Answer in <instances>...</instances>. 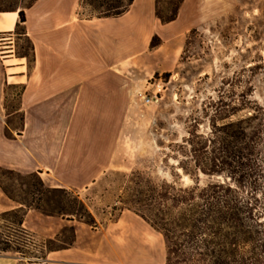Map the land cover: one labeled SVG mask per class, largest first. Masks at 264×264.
Listing matches in <instances>:
<instances>
[{"label":"crops","instance_id":"obj_1","mask_svg":"<svg viewBox=\"0 0 264 264\" xmlns=\"http://www.w3.org/2000/svg\"><path fill=\"white\" fill-rule=\"evenodd\" d=\"M162 1L133 0L121 15L103 18L80 17V0H36L25 10L31 65L0 50V167L38 173L46 187L79 195L109 171L126 169L125 130L137 94L177 66L186 35L227 2L184 0L175 20L161 23L155 12ZM17 21V12H0V34L20 37ZM153 37L160 44L151 48ZM13 85L23 89L7 112L5 90ZM16 115L22 120L8 138ZM19 206L0 189V213ZM23 227L39 239L74 229L73 245L47 254L46 264H165L162 235L127 209L96 227L28 210ZM17 262L0 254V264Z\"/></svg>","mask_w":264,"mask_h":264},{"label":"trees","instance_id":"obj_2","mask_svg":"<svg viewBox=\"0 0 264 264\" xmlns=\"http://www.w3.org/2000/svg\"><path fill=\"white\" fill-rule=\"evenodd\" d=\"M35 1L29 0L21 8L0 6V12H17L14 33L28 41L30 59L23 53L17 58L28 60V65L33 56L32 45L25 37V10ZM183 1L176 0L167 16L159 12L158 2L156 17L161 23L172 22ZM132 2L80 0L79 6L89 10L87 18L117 17ZM159 44L160 40L153 37L150 47ZM18 87L20 96L21 85L6 88V111L7 90ZM251 95L242 94L241 103L235 107L215 106V120H211L207 135L196 129L189 132L184 142L189 147L187 157L192 166L187 168L179 162L178 168L192 180V185L185 186L179 179L156 182L141 179L138 172L131 173L120 211L134 212L162 235L165 264H264V104L248 101L247 96ZM241 112L245 114L232 120ZM10 126L8 123L5 130L8 138L13 137ZM199 173L219 179L200 186ZM0 189L20 205L0 213V254L15 255L17 264H46L47 254L70 248L74 243L72 227L62 229L54 239L37 238L23 227L28 210L97 226L78 193L48 188L38 173L22 174L0 167Z\"/></svg>","mask_w":264,"mask_h":264},{"label":"rangeland","instance_id":"obj_3","mask_svg":"<svg viewBox=\"0 0 264 264\" xmlns=\"http://www.w3.org/2000/svg\"><path fill=\"white\" fill-rule=\"evenodd\" d=\"M175 1H162L157 6L159 12L169 15ZM26 2L29 0H3L0 6L21 8ZM220 7L209 11L202 24L186 35L177 66L171 72L154 75L137 94L138 105L125 130L126 169L109 171L80 194L97 225L120 214L132 172L156 182L179 179L185 186L193 184L178 168L179 162L187 168L192 166L184 141L195 129L204 136L209 133L215 106H238L241 95L250 92L248 101L264 104V0H227ZM78 14L87 18L89 10L80 7ZM0 50H12L16 57L23 53L30 59L24 37L0 34ZM19 93V87L7 90V112L18 107ZM155 93L157 99L146 102ZM8 123L19 126V115ZM198 179L203 186L219 177L209 179L199 173Z\"/></svg>","mask_w":264,"mask_h":264},{"label":"built area","instance_id":"obj_4","mask_svg":"<svg viewBox=\"0 0 264 264\" xmlns=\"http://www.w3.org/2000/svg\"><path fill=\"white\" fill-rule=\"evenodd\" d=\"M145 98V97H144ZM155 99H157V93H155L152 97H150V98H146L145 100H146V102H150V101H152V100H155Z\"/></svg>","mask_w":264,"mask_h":264}]
</instances>
